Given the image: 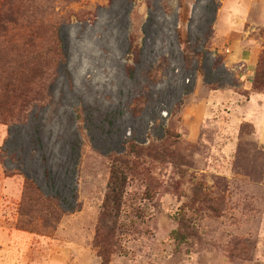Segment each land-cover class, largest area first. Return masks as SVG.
<instances>
[{
	"label": "rangeland",
	"instance_id": "obj_1",
	"mask_svg": "<svg viewBox=\"0 0 264 264\" xmlns=\"http://www.w3.org/2000/svg\"><path fill=\"white\" fill-rule=\"evenodd\" d=\"M0 264H264V0H0Z\"/></svg>",
	"mask_w": 264,
	"mask_h": 264
},
{
	"label": "trees",
	"instance_id": "obj_2",
	"mask_svg": "<svg viewBox=\"0 0 264 264\" xmlns=\"http://www.w3.org/2000/svg\"><path fill=\"white\" fill-rule=\"evenodd\" d=\"M257 80H259L258 76ZM123 178V173H120L117 169H113L110 186L104 199V209L99 219L96 234L99 243L104 246L108 241L113 242L119 227V208L123 188ZM62 209L63 211H66L64 208ZM175 234L177 237H182L181 233L177 230L175 231ZM100 256L103 261H107L109 259L108 249L102 248L100 250Z\"/></svg>",
	"mask_w": 264,
	"mask_h": 264
}]
</instances>
